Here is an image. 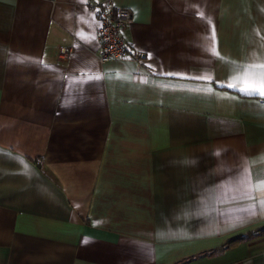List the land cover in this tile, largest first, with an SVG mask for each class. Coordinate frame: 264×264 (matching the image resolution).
Instances as JSON below:
<instances>
[{"label":"crops","instance_id":"0c3cea01","mask_svg":"<svg viewBox=\"0 0 264 264\" xmlns=\"http://www.w3.org/2000/svg\"><path fill=\"white\" fill-rule=\"evenodd\" d=\"M261 63L264 0H0V264H264Z\"/></svg>","mask_w":264,"mask_h":264},{"label":"built area","instance_id":"2783aa9c","mask_svg":"<svg viewBox=\"0 0 264 264\" xmlns=\"http://www.w3.org/2000/svg\"><path fill=\"white\" fill-rule=\"evenodd\" d=\"M98 17V58L101 62L113 59L135 58L129 50L122 32L130 18V11L125 7L103 6L97 9ZM61 54L67 57V49Z\"/></svg>","mask_w":264,"mask_h":264},{"label":"snow or ice","instance_id":"6c2138e0","mask_svg":"<svg viewBox=\"0 0 264 264\" xmlns=\"http://www.w3.org/2000/svg\"><path fill=\"white\" fill-rule=\"evenodd\" d=\"M168 75H173V73H168ZM199 78L201 77H198V79ZM208 79L211 80V77H208ZM238 83L242 86L238 87ZM220 86L236 89L244 95L264 97V63L251 65L245 68L242 80L230 82L226 85L221 84ZM26 167L27 165H25V168ZM261 184H264V181H262ZM244 211H249L250 215H255V208Z\"/></svg>","mask_w":264,"mask_h":264}]
</instances>
